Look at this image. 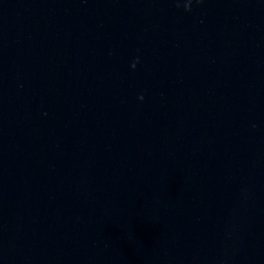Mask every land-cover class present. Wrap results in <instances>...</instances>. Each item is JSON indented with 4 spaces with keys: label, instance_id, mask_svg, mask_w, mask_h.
<instances>
[{
    "label": "water",
    "instance_id": "water-1",
    "mask_svg": "<svg viewBox=\"0 0 264 264\" xmlns=\"http://www.w3.org/2000/svg\"><path fill=\"white\" fill-rule=\"evenodd\" d=\"M0 264H264V0H34Z\"/></svg>",
    "mask_w": 264,
    "mask_h": 264
}]
</instances>
